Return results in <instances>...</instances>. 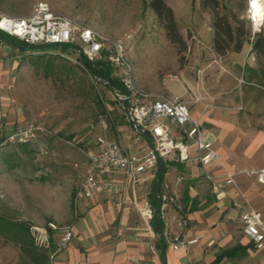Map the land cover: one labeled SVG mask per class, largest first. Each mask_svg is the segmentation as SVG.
I'll list each match as a JSON object with an SVG mask.
<instances>
[{
	"label": "rangeland",
	"instance_id": "374dc122",
	"mask_svg": "<svg viewBox=\"0 0 264 264\" xmlns=\"http://www.w3.org/2000/svg\"><path fill=\"white\" fill-rule=\"evenodd\" d=\"M37 1L48 2L106 37L131 34L130 53L140 87L172 93L174 84H181L184 95L176 96L194 110L202 107L200 114L219 106L232 111V125L238 120L249 130L264 129V56L253 50L254 41L264 36L262 0L256 33L251 19L256 0H221L223 11L238 14L252 34L240 52L224 56L214 51L212 14L202 9L200 0H166L186 42L183 50L169 40L147 6L149 0H0V15H28ZM32 49L21 51L0 41V217L19 226L0 232V264H37L36 252L47 255L51 264L60 232L78 214L81 201L75 198L89 162L82 150L86 139L103 134L129 145L141 139L125 118V103L92 76L83 60L78 64L70 59L62 45ZM238 112L247 118H237ZM17 129L29 130L28 136L11 140ZM231 136V147L244 145L237 143L236 133ZM122 193L111 196L114 205ZM137 195L147 199L145 192ZM137 227L136 234L157 242L141 211Z\"/></svg>",
	"mask_w": 264,
	"mask_h": 264
},
{
	"label": "built area",
	"instance_id": "2783aa9c",
	"mask_svg": "<svg viewBox=\"0 0 264 264\" xmlns=\"http://www.w3.org/2000/svg\"><path fill=\"white\" fill-rule=\"evenodd\" d=\"M251 19L256 33L260 26H255L252 17ZM0 30L36 46H65L69 51L67 56L78 64H81L82 58L91 62L100 59L108 61L126 90L125 94L115 90L123 99L113 94L117 100L125 103L123 108L126 120L134 125L138 138L151 139L150 145L142 153L131 152L122 141L103 134L86 139L82 150L89 162L87 173L78 186L75 198L77 202L94 198L98 194L118 193L122 189L115 179L118 175L136 179L156 166L160 160L167 164H181L195 159L203 167L204 175L216 190L217 196L220 199L229 198L240 206V220L245 235L257 249L264 247L263 214L250 204L238 182V178L242 176L255 179L264 185V167L241 170L228 168L223 163L222 154L214 145V132L202 126L180 97L169 92L149 91L140 87L136 81L130 53L131 34L116 38L106 37L90 25L59 13L46 1L34 3L31 13L25 16L0 15ZM102 121L104 122L103 119ZM28 134L27 129H17L10 139L14 141L15 137L20 136L21 140ZM192 143L196 147L195 155L190 152ZM218 167L222 169L223 181L219 180L220 175L215 171ZM183 178V175L177 176L176 187L173 189L168 182L160 185L157 193L160 203L157 213L164 222V230L159 233L150 227L149 231L152 238L160 240L163 235L167 241L166 224L169 231L175 234V248L196 242V239L184 242L180 238V231L188 225L185 206L177 189ZM141 212L152 226L151 221L156 213L152 204L147 202ZM73 235L70 226L60 232L51 252V262L55 254L70 243ZM151 253L157 260L156 264H163L156 244L151 245ZM133 263L151 264L147 259L140 258L134 259Z\"/></svg>",
	"mask_w": 264,
	"mask_h": 264
},
{
	"label": "crops",
	"instance_id": "0c3cea01",
	"mask_svg": "<svg viewBox=\"0 0 264 264\" xmlns=\"http://www.w3.org/2000/svg\"><path fill=\"white\" fill-rule=\"evenodd\" d=\"M239 58L241 64L244 57L240 55ZM174 85L176 88L172 93L184 95L183 86L178 83ZM188 106L192 115L200 118L202 126L214 132V145L228 168H232L234 164L247 168L264 167V129L252 126L249 130L248 126L239 125L238 120L237 126L232 125V111L219 106L207 108L203 114H200L202 107L194 110L190 104ZM236 114L237 118H247L245 112ZM128 124L135 131L134 125ZM232 133H236L237 143L244 142V145L231 147ZM150 143L149 137H142L132 145L124 144L129 151L142 153ZM190 152L192 155L196 153L193 143ZM163 163L167 171L161 184L168 182L173 189L176 187L177 176L184 177L177 189L185 206L188 225L180 231V238L184 242L196 239V242L175 248V234L165 224L168 232L166 264H264V247L257 249L243 232L240 206L229 198L220 199L217 196L216 190L204 175L203 167L195 159L181 164ZM160 168L158 162L136 179L116 176L123 191L118 204L112 203V194L109 193L81 200L76 219L69 225L73 230V238L64 249L55 254L51 264H134L133 260L136 258L147 259L149 263L156 264L151 245L156 244L159 248V240L153 243L148 235L136 234L135 231L141 208L154 199L153 192L157 187ZM215 171L220 175L219 180L223 181L222 169L218 167ZM238 182L250 204L264 217V185L242 176L238 178ZM159 189L155 191V203H159ZM139 191L145 192L147 199L139 200ZM227 250L232 253L221 256L217 261V257Z\"/></svg>",
	"mask_w": 264,
	"mask_h": 264
},
{
	"label": "trees",
	"instance_id": "16d2710c",
	"mask_svg": "<svg viewBox=\"0 0 264 264\" xmlns=\"http://www.w3.org/2000/svg\"><path fill=\"white\" fill-rule=\"evenodd\" d=\"M201 7L204 10H208L212 14V28L214 30L213 37V48L214 51L220 55L224 56L231 51L240 52L247 42L251 39V30L247 27L246 22L239 18L238 14L232 12H224L221 0H200ZM147 6L151 8L156 14L158 20L163 25L166 30L167 36L171 42L180 46V50L185 49L186 42L179 30V25L177 23L173 8L167 3L166 0H149ZM0 41L7 42L11 44L14 48L21 51L30 50L31 48L40 49L44 46H36L29 44L16 36L10 35L8 33L0 30ZM253 50L258 53L259 56H264V36L259 35L258 38L253 43ZM84 64L88 67L92 76L98 80L102 79L103 82H109V88H119L121 93H126L125 88L120 83L119 79L115 76L114 70L108 61L104 59L91 62L88 59H83ZM1 144V142H0ZM160 170L157 176L155 191L160 188L163 176L167 171V167L162 160L159 161ZM153 192L154 199H152L153 208L156 213L151 221V225L156 232L163 233L164 222L162 218L157 213L159 210V204L155 203L157 200L156 192ZM158 202V201H157ZM18 224L12 220L0 217V232H4L6 229L10 230L12 228H18ZM24 228L28 226H23ZM4 230V231H3ZM159 248L162 263L166 264V248L167 241L162 235L159 240ZM35 251V250H34ZM36 252V251H35ZM231 250L224 251L222 255L217 257V261L220 260L223 255H230ZM35 259L37 264H49L48 256L40 252H36Z\"/></svg>",
	"mask_w": 264,
	"mask_h": 264
},
{
	"label": "bare ground",
	"instance_id": "6f19581e",
	"mask_svg": "<svg viewBox=\"0 0 264 264\" xmlns=\"http://www.w3.org/2000/svg\"><path fill=\"white\" fill-rule=\"evenodd\" d=\"M252 11L255 14V18H254L255 26H258L259 17L262 14V8H261V4H260L259 0H256L252 3Z\"/></svg>",
	"mask_w": 264,
	"mask_h": 264
},
{
	"label": "water",
	"instance_id": "95a60500",
	"mask_svg": "<svg viewBox=\"0 0 264 264\" xmlns=\"http://www.w3.org/2000/svg\"><path fill=\"white\" fill-rule=\"evenodd\" d=\"M98 80H100V81H103L102 79H98ZM106 82V84H107V86L109 87L110 85H109V83H108V81H105ZM110 90L112 91V93L117 97V98H119V99H123V97H121L113 88H111L110 87Z\"/></svg>",
	"mask_w": 264,
	"mask_h": 264
}]
</instances>
